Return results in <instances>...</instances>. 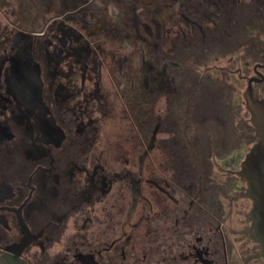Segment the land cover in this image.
Wrapping results in <instances>:
<instances>
[{
	"label": "flooded vegetation",
	"instance_id": "af4514ba",
	"mask_svg": "<svg viewBox=\"0 0 264 264\" xmlns=\"http://www.w3.org/2000/svg\"><path fill=\"white\" fill-rule=\"evenodd\" d=\"M253 104L264 0H0V264H264Z\"/></svg>",
	"mask_w": 264,
	"mask_h": 264
},
{
	"label": "water",
	"instance_id": "95a60500",
	"mask_svg": "<svg viewBox=\"0 0 264 264\" xmlns=\"http://www.w3.org/2000/svg\"><path fill=\"white\" fill-rule=\"evenodd\" d=\"M250 111L258 141L241 162L238 175L245 181V195L251 200L248 235L264 260V105L253 104Z\"/></svg>",
	"mask_w": 264,
	"mask_h": 264
}]
</instances>
